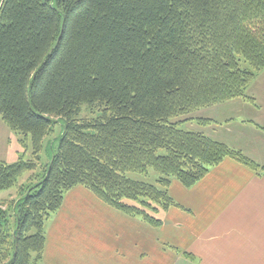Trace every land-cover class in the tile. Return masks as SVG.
Listing matches in <instances>:
<instances>
[{"label": "trees", "instance_id": "trees-1", "mask_svg": "<svg viewBox=\"0 0 264 264\" xmlns=\"http://www.w3.org/2000/svg\"><path fill=\"white\" fill-rule=\"evenodd\" d=\"M263 69L264 0H0V117L32 155L0 163V192L17 190L0 201V264L40 263L45 223L74 186L159 226L179 206L171 180L190 187L225 157L264 171L180 126L253 100L246 89ZM82 107L96 115L80 118ZM57 122L48 164L19 183ZM151 171L154 184L127 175Z\"/></svg>", "mask_w": 264, "mask_h": 264}, {"label": "crops", "instance_id": "crops-1", "mask_svg": "<svg viewBox=\"0 0 264 264\" xmlns=\"http://www.w3.org/2000/svg\"><path fill=\"white\" fill-rule=\"evenodd\" d=\"M235 100L201 109L217 123L205 133L264 166V124L222 116L239 110ZM168 191L179 206L153 226L74 186L45 223L39 264H264V171L225 157L192 186L173 179Z\"/></svg>", "mask_w": 264, "mask_h": 264}, {"label": "rangeland", "instance_id": "rangeland-1", "mask_svg": "<svg viewBox=\"0 0 264 264\" xmlns=\"http://www.w3.org/2000/svg\"><path fill=\"white\" fill-rule=\"evenodd\" d=\"M246 94L252 97L253 100L245 101L240 98L239 100L230 102L229 106L233 105L234 107L239 108V110L236 111L234 108H229L234 112L232 113L233 115L227 116L226 114H222V116L229 118V119L225 118L226 124L231 121H234V122L236 121L238 123L243 122V123L249 124L250 123V121H248L249 119H253L255 122L259 124H264V69L261 70L259 73H257L255 78L248 85L246 89ZM223 103H227V102H223ZM237 103H239L240 105L237 106ZM216 107H219V106H216ZM255 109H257V111ZM211 111L212 110H210V108L206 110L200 109V110L194 111L190 116L187 115L185 117H181L180 119H187V118L191 119L192 118V120H187L183 122L180 126L186 130L199 131L207 135L205 131L209 132V129L206 127L207 126L214 127V125L217 124L215 123L214 119L207 117L209 115V112ZM203 113L207 114V116H205ZM95 115H96L95 109H91L89 107H82L79 117L80 118H91V117H94ZM199 119H208L210 121L207 124H201L199 122ZM219 124L221 123L219 122ZM61 128L62 126L60 122L55 123L52 130L44 138L43 149L40 153L39 161L37 162V168L33 172H27L24 176H22V178L19 180V183L26 184L29 179L32 178L36 180L37 177H39V175L42 173L45 166L48 164L50 160L52 150L53 149L55 150L58 146L59 134H60ZM261 128H264V127H261ZM249 133L250 132H248V134ZM239 137L243 138L242 136H239ZM23 138L24 137L22 134L10 129L0 117V163H13V162H16L20 158L29 159L32 157L29 140L24 141ZM127 175L132 179L141 180V181H145V182L153 183V184L155 183L156 178H157V174L154 173L153 171H151L148 176L137 174V173H128ZM16 194H17L16 188H12V190H9V192L7 191V192L0 193V199L8 198L10 196H12L13 198L16 196Z\"/></svg>", "mask_w": 264, "mask_h": 264}]
</instances>
